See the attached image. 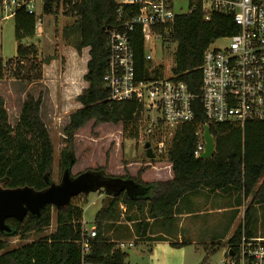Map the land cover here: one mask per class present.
<instances>
[{"label":"trees","instance_id":"obj_1","mask_svg":"<svg viewBox=\"0 0 264 264\" xmlns=\"http://www.w3.org/2000/svg\"><path fill=\"white\" fill-rule=\"evenodd\" d=\"M61 6L66 8L67 15L77 19V27L80 29L78 49L89 48L87 72L84 74L88 87L76 97L81 107L70 115L69 123L64 129L67 143L64 150L66 167L75 160V135L92 120L95 125H131L129 134L138 138L139 125L135 114L141 106L134 100L113 102L103 87V74L109 54L106 28L116 22V0H44L42 14L56 15ZM205 16V12L201 10L180 15L170 29V41L177 47L176 64L172 70L194 92H199L201 85L200 65L205 49L218 38L234 34L237 29L231 16L227 14L215 12L208 20ZM14 20L17 55L6 63L0 57V79L5 77L8 68L13 70L17 78L28 81L41 79L42 64L37 61V46L22 43L25 38L36 36V16L29 14L25 8H20L16 11ZM134 48L138 74L143 77L147 71V62L141 35L137 36ZM52 59L47 57L45 61L50 63ZM41 107V97L28 95L22 105L19 122L12 126L5 100L0 96V182L4 188L29 186L41 191L52 183L55 150L41 118ZM196 107L195 121L178 128L170 147L168 160L172 165L171 179L144 182L139 172L135 177L122 178L132 179L148 187L144 195L130 196L126 192L119 195L108 194L107 202L95 218L98 234L93 239V262L125 264L128 253L118 248L117 242L108 235L109 225L120 216V205L130 210L135 208L137 217L128 216L127 219L135 220L136 236L144 239L150 226L149 219L173 222L179 200L186 194L201 189L224 193L233 189L241 192V196L237 195L238 201L242 196L243 200L249 199L244 223L238 225L229 239V247L234 252L238 251L243 229L248 236L257 235L253 232V226L257 220L258 206L262 208L264 216V122H248L244 127L231 123L211 125L210 131L215 141L214 155L209 159L197 158L194 156L196 130L204 116L201 105L197 103ZM92 171L105 175L104 168ZM54 211L56 229L44 235L51 226ZM83 212V206L71 200L63 208L47 205L39 218L28 215L21 221L8 219L7 223L12 227L13 233L0 231V264H79L81 250L75 241L82 232ZM31 233L40 237L18 247L10 246V237L18 236L27 240ZM172 245L181 246L184 243Z\"/></svg>","mask_w":264,"mask_h":264},{"label":"rangeland","instance_id":"obj_2","mask_svg":"<svg viewBox=\"0 0 264 264\" xmlns=\"http://www.w3.org/2000/svg\"><path fill=\"white\" fill-rule=\"evenodd\" d=\"M42 8L43 1L36 0L37 13L42 14ZM65 11L66 8L61 6L56 15H44L42 31L36 33V37L25 38L22 41L24 45L37 46V61L42 64V78L31 81L17 78L13 70L8 68L5 77L0 79V96L5 100L9 123L12 126L19 122L21 108L28 95L42 98L41 118L49 131L55 150L51 176L53 183H60L62 180L66 163L64 150L67 148L64 129L69 123L70 115L81 107L75 94L82 88L85 63L89 58V51L86 49L87 56H81L79 65L75 68L76 80L72 81L68 76L69 70L64 50L68 45H76L75 43L79 42L80 29L77 27V19L67 15ZM227 43V40L221 37L212 45L223 47ZM17 47L14 16L6 17V14L0 11V57L5 63L16 57ZM176 49V44L165 42L152 50L153 60L147 64L155 69L158 67L154 75L163 78L171 74L176 64ZM147 50L150 52L149 48ZM47 57L53 58L50 63L45 61ZM131 127L123 123L95 125L92 120L80 129L75 135L72 176L89 169L104 168L105 175L112 177H135L141 172L144 182L171 179L168 158L163 156L155 160L149 159L141 138L131 137L129 134ZM108 197L104 190H100L72 198L75 204L83 206V221L86 222L87 228L96 227V214L107 202ZM235 201L238 202L237 196L203 189L188 193L182 199L179 208L184 206L189 210L201 209L207 204L213 208L229 207L234 205ZM242 202L244 205L240 209L241 214L237 218V225L244 222V213L249 199ZM123 208L120 205V216L116 222L109 225L108 230L114 231L109 236L116 242H127L131 241L130 239L136 241L135 246L124 249L128 253L125 264H228L227 247L230 237L228 231L236 211L192 216L183 219L182 223L178 219L176 223L164 225L168 239L160 236L146 240L136 237L137 223L135 220L132 223L127 219L128 216L137 217L135 208L131 210L126 206V210ZM256 212L257 220L253 226V232L264 236L263 210L258 206ZM56 226L54 211L51 226L47 228L44 235L55 231ZM39 237L40 235L35 233H31L27 240L12 236L9 244L12 248L18 247ZM164 241L184 243V245L175 246L165 244ZM213 246H215L214 249H212Z\"/></svg>","mask_w":264,"mask_h":264},{"label":"built area","instance_id":"obj_3","mask_svg":"<svg viewBox=\"0 0 264 264\" xmlns=\"http://www.w3.org/2000/svg\"><path fill=\"white\" fill-rule=\"evenodd\" d=\"M35 2L1 0L0 11L9 17L25 8L36 16V29L41 30L44 15L37 13ZM116 2V22L106 28L109 54L103 87L111 101L134 100L141 106L135 118L144 146L146 142L151 143L155 155L151 160L168 158L178 128L195 121L197 103L204 116L196 130L194 156L197 158H201L205 150L206 127L223 123L244 127L248 122H264V0ZM197 10L205 12L206 20L215 12L227 14L237 28L234 34L223 37L228 42L225 46L214 47L212 43L205 49L199 92L192 91L173 70L168 77L161 78L154 75L158 67L147 64L144 76H139L134 48L137 36L143 37L145 61L150 62L153 49L171 42L170 29L176 18ZM121 207L126 210L125 206ZM81 228L80 238L75 241L81 250L79 264H97L91 260L97 228H87L83 219ZM133 246V241L117 242L122 250ZM231 249H227L228 264H264V236H248L243 229L238 251L230 255Z\"/></svg>","mask_w":264,"mask_h":264},{"label":"water","instance_id":"obj_4","mask_svg":"<svg viewBox=\"0 0 264 264\" xmlns=\"http://www.w3.org/2000/svg\"><path fill=\"white\" fill-rule=\"evenodd\" d=\"M205 150L201 158L209 159L215 152V141L210 128H205ZM146 156L155 157L151 143H145ZM72 165L67 164L60 183H51L46 189L38 191L32 187L4 188L0 182V231L13 233L12 227L7 223L10 218L23 220L28 215L39 218L41 211L47 205L63 208L70 204L73 197L91 192L104 190L107 194L119 195L126 192L130 196L144 195L148 187L138 184L132 179L106 176L92 170L84 171L76 176L71 174ZM234 251L230 250V255Z\"/></svg>","mask_w":264,"mask_h":264},{"label":"crops","instance_id":"obj_5","mask_svg":"<svg viewBox=\"0 0 264 264\" xmlns=\"http://www.w3.org/2000/svg\"><path fill=\"white\" fill-rule=\"evenodd\" d=\"M39 31H42V28L41 30H37L36 29V33L38 34ZM36 34V36H37ZM35 36V37H36ZM79 41V40H78ZM76 45L74 44H70L68 45L67 49L64 50V53H65V56L67 57V64H68V70H69V73H68V76L70 77V79L72 81H75L76 79V74H75V68L79 65V61L81 60V56H87V53H86V49L87 51H89V48L88 47H84L82 48L81 50L78 49V45L77 43H75ZM89 60V58L87 59V61ZM87 61L85 63V69H84V73H83V79H84V74L87 72ZM88 87V82L85 81L84 79V82L82 84V88H80V91L77 92V94H75V97H77L85 88ZM79 103V102H78ZM79 105H81L79 103ZM171 176L173 177V172H172V165H171ZM171 177V178H172ZM203 190V189H201ZM220 193H222L221 191H218ZM187 195V194H186ZM185 195V196H186ZM225 195H233V196H241V192H235V190L233 189H229L227 193H225ZM183 196L178 204L176 205V208H175V215H174V220L173 222L171 223H167V222H163L161 219H149V223H150V226H149V229H148V232H147V235L146 237H144V239L148 240L149 238H156V237H163V238H166L168 239V235L166 234L165 232V229H164V225H171L172 223H176V221L178 219H180V222L182 223L183 219L185 218H188V217H192V216H199V215H208V214H211V213H220V212H227V211H236L234 217H233V221L229 227V233L230 234V237L229 239L232 237V235L234 234L236 228L238 227V225L236 224V221H237V218L240 217V214H241V211L240 209L242 208V206L244 205L243 202L241 203V201H244L241 197V200H239L238 202L235 201L236 203L232 206H225V207H211L209 204L206 205V207H203L201 209H185L184 206H182L181 208H179V205L182 201V199L185 197ZM199 202V200H198ZM239 209V211H237ZM132 223H134V221H132ZM128 224H131L130 222H128ZM114 231H109L108 232V235L112 234ZM111 236V235H110ZM137 237V236H136ZM113 241H115V239H112ZM131 241L135 242V245H136V241H134L133 239H130ZM165 244H172L174 242H170V241H164ZM164 248V246L162 247ZM229 248V244H228V247L227 249Z\"/></svg>","mask_w":264,"mask_h":264}]
</instances>
